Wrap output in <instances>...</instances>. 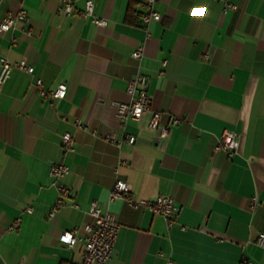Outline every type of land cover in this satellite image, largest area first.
Segmentation results:
<instances>
[{"label": "crops", "instance_id": "0c3cea01", "mask_svg": "<svg viewBox=\"0 0 264 264\" xmlns=\"http://www.w3.org/2000/svg\"><path fill=\"white\" fill-rule=\"evenodd\" d=\"M91 1L105 25L82 15L85 0L68 16L59 0H0V21L26 11L0 30V57L34 67L0 85V264L81 262L93 200L120 225L106 264H264V0H154L160 19L146 23V0ZM135 74L147 77L150 106L120 121L112 102L130 100ZM36 78L46 90L65 82L66 95L42 96ZM155 110L161 124L180 119L163 140L148 126ZM226 129L240 142L232 156L212 150ZM125 134L135 142L118 146ZM58 162L69 195L50 216ZM116 178L137 199L171 195L173 223L110 201ZM73 229L80 240H59Z\"/></svg>", "mask_w": 264, "mask_h": 264}, {"label": "built area", "instance_id": "2783aa9c", "mask_svg": "<svg viewBox=\"0 0 264 264\" xmlns=\"http://www.w3.org/2000/svg\"><path fill=\"white\" fill-rule=\"evenodd\" d=\"M227 2V0H224ZM146 5L150 8V11L141 15L143 22H148L151 19L159 20L160 14L152 9L154 0H146ZM229 5V4H228ZM231 7H235L231 5ZM73 11V0H59L58 12L63 15H70ZM84 16H91L93 22L96 25H105L106 20L93 15V2L91 0H85V9L82 12ZM26 20V11L20 9L16 13L8 12L0 21V30L6 31L12 28L17 21ZM142 47H138L131 52L133 58H140L142 56ZM13 68H20L28 73H33L34 67L27 64L23 59L17 61H10L7 57H0V85L3 84L10 76ZM34 83L39 87V92L42 96L50 98H63L66 95L67 85L65 82H60L56 88L52 90H46L42 87V81L40 78H36ZM147 77L142 74H135L130 77L127 83V92L130 95L128 102L113 101L116 116L120 121H124L127 118L139 119L142 114L150 106V95L147 91ZM180 122L179 118H172L168 124L160 123V112L153 111L149 120L148 126L150 129L158 130V139H165L169 133L170 127ZM80 125L79 121H76ZM107 140H113V135H107ZM135 136L125 134L122 138L117 140V145L120 146L123 141L129 144L135 142ZM62 145L64 149L71 150L73 148V140L68 132L62 135ZM240 142L235 133L230 130H224L217 138L213 152L219 150H225L229 156H232L237 152ZM126 160L120 158L118 160L119 165H126ZM69 173V167L63 163H53L50 167V175L53 177V183L57 189L56 203L49 215L52 216L54 211L59 205L66 202V198L69 195V188L63 183L64 177ZM116 198H123L133 208H147L154 214H159L164 217L168 225L173 223V217L175 213L174 201L171 195H158L152 199L135 198L130 184L121 179L116 178L110 193L109 200ZM27 212H31V208L26 209ZM89 213L92 215V222L83 225L84 231V251L81 262L73 264H106L111 256L120 225L115 220L112 213L109 211H103L98 207L97 202L93 200L90 203ZM19 218H16L12 224H10L7 230H13L18 225ZM184 228V226L182 227ZM81 238L78 236V230H67L59 235L61 242L67 243L72 246L77 240ZM259 244H264V234H261L258 238ZM165 264H171V261Z\"/></svg>", "mask_w": 264, "mask_h": 264}]
</instances>
